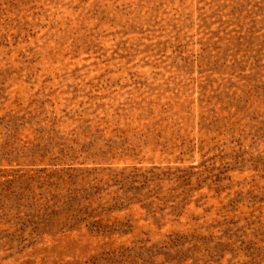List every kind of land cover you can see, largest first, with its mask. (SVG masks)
I'll list each match as a JSON object with an SVG mask.
<instances>
[{
	"label": "rangeland",
	"instance_id": "rangeland-1",
	"mask_svg": "<svg viewBox=\"0 0 264 264\" xmlns=\"http://www.w3.org/2000/svg\"><path fill=\"white\" fill-rule=\"evenodd\" d=\"M0 264H264V0H0Z\"/></svg>",
	"mask_w": 264,
	"mask_h": 264
}]
</instances>
